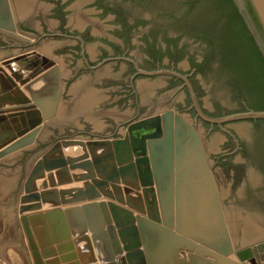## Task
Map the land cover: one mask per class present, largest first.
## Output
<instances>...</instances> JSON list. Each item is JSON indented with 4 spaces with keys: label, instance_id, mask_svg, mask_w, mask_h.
Returning a JSON list of instances; mask_svg holds the SVG:
<instances>
[{
    "label": "water",
    "instance_id": "95a60500",
    "mask_svg": "<svg viewBox=\"0 0 264 264\" xmlns=\"http://www.w3.org/2000/svg\"><path fill=\"white\" fill-rule=\"evenodd\" d=\"M232 3L264 59V0ZM15 31L9 2L0 0V32ZM1 63L12 77L0 82V159L39 139L62 94L55 67V83L30 94L32 102L23 92L34 77L48 80L53 59L18 55ZM139 72L182 79L196 116L211 124L264 120V110L255 109L210 117L186 76L168 69ZM3 103L15 106L3 109ZM71 146L81 153L61 152ZM45 174L52 187L36 190V179ZM22 191L20 221L33 264H165L184 252L204 256L201 264H258L252 247L234 246L200 131L173 109L131 121L122 137L55 141L28 170ZM43 204L50 208L40 210Z\"/></svg>",
    "mask_w": 264,
    "mask_h": 264
},
{
    "label": "rangeland",
    "instance_id": "374dc122",
    "mask_svg": "<svg viewBox=\"0 0 264 264\" xmlns=\"http://www.w3.org/2000/svg\"><path fill=\"white\" fill-rule=\"evenodd\" d=\"M10 1L16 25L26 32L18 31L15 37L0 32V57L8 58L7 55L11 57L15 53H29L33 49H39L40 53L46 52L54 58L60 69L58 62L62 65L65 76L62 79L63 88L64 81H67L61 94L62 106L59 113L46 126V138H39L30 147L0 159V184H4L5 176L8 179L7 201H0V213L7 215V223L1 225L0 248L17 245L22 249V263L33 264L20 221L19 196L23 193L22 185L28 170L51 144L64 138L86 140L122 137L126 125L131 121L165 109L182 113L203 131L197 116L189 112L185 82L179 84L168 74H157L150 78L133 76V70L123 62L125 54L121 55V52L126 50L139 57L140 51L153 59H162L163 53L156 46L159 43L162 47H167L169 63H176L183 69L194 66L200 68L193 81L198 98L205 108H210V102L213 101L217 103V111L221 108L233 110L240 106V102L233 93L234 80L230 75L215 72L214 69L218 64V43L214 36L219 27L216 25L218 22H215L218 21L215 9H208L210 0H82L86 16L97 17L101 22L98 24L101 28L100 35L92 37L91 34H95L96 30L90 25L86 27L84 32L87 43L83 48L88 52V60L95 63L103 58V62H107L104 66L107 72L104 75L100 70L91 72L84 69L82 59L74 56V51L78 49L77 42L65 40L64 36L57 34L64 33L60 30V24L65 23L61 9L76 0H67L62 5L57 3L59 9L54 11L50 8L53 0H38L36 11L33 12L32 9L30 12L28 9L30 13L27 12L22 18L18 17L17 12L33 7L35 0ZM69 18L77 22L80 20L75 10L70 11L68 21ZM191 20L196 23L194 26L197 29L185 27ZM223 21L225 17L221 15L219 24ZM22 24L24 25L21 26ZM95 39L103 43L97 47L100 51L98 56L95 55ZM108 46L113 48L114 54L109 52L111 50ZM173 46L178 50H173ZM184 57L188 58V64ZM161 69L172 70L168 66ZM141 83L151 85L147 100L142 98L139 90ZM190 86L192 87L191 84ZM69 101H72L71 105L65 107L64 103ZM85 108L88 109L85 111ZM228 126L233 130L231 134L239 136L245 145L242 158L236 153L230 138L221 132H211L209 135L203 133V144L236 247L250 246L254 252H258L264 246V154L255 157L257 152L251 151L253 146L247 141L257 139L264 146V123L235 122ZM235 136L233 138L237 142ZM248 151L254 153L249 155ZM220 152L227 155L218 160ZM49 175L57 182L54 173ZM49 175L36 179V190L52 187L48 181ZM42 182L46 185L41 186ZM255 256L257 259L261 258L256 254Z\"/></svg>",
    "mask_w": 264,
    "mask_h": 264
},
{
    "label": "flooded vegetation",
    "instance_id": "af4514ba",
    "mask_svg": "<svg viewBox=\"0 0 264 264\" xmlns=\"http://www.w3.org/2000/svg\"><path fill=\"white\" fill-rule=\"evenodd\" d=\"M66 1L67 0H53V3L54 4L52 3V5H51L50 8L53 9V11L54 10H58L59 8H57V5L56 4L59 3V5L60 4L62 5V4H65ZM82 5H83L82 0H76L74 3H70L68 5H65V7L63 9H61V11L64 13L62 20L65 21V23H63V24L61 23L60 24V30L63 31L64 33H57V34H59L61 36H64L66 38L65 40H72V41H76L77 42L78 49L76 51H74V56L75 57H80L82 59V61L85 64L83 66L84 69H86V70L89 69L91 72H95L97 70H100L101 74L104 75L103 73H106L107 72V70H105V68H104V66H105V64L107 62H103V58H101L99 61H97L95 63L92 60H88L86 58V55L88 54V52L86 51L85 48H83L84 45L87 43V36H86V33L84 32V31H86V27L88 25H90L91 27H94V29L96 30L95 31V34L93 32H92L93 34H91V36L93 35L92 37H94V36L100 35L99 30H101V28L98 27V24H101V22L98 20L97 17H94V16H86L87 11L85 13L83 12ZM37 7H38V0H35V4L33 5V7L27 8L25 10L22 9L20 12H17V15H18V17L22 18L23 16H25L26 14H28L27 13V12H29L28 9H30V12H31L32 9H33V12H35ZM74 10L77 12L78 20L80 19L81 21L79 20L77 22L75 20H72L71 18H69V21H68V17H69L70 11H74ZM88 14H90V13H88ZM195 22H197V21L195 20ZM195 22L191 20L187 25H185V27L188 28V27L191 26L192 28L197 29L198 27L194 26V25H196ZM15 23H16V20H15ZM23 25L24 24H22L21 26H23ZM16 26H17V30L18 31H20L22 33L23 32H26L25 30H23L20 27H18V25H16ZM38 34H39V36L41 35V33H38ZM136 35H138V30L136 32ZM39 36H36L37 39H39ZM119 41H121V40H119ZM95 42L97 43L96 45H94V47L96 48L95 55L98 56V53H100V51L98 50L97 47H99L100 44L103 45V43H102L101 40H96V39H95ZM60 43L63 45L62 42H60ZM156 46L158 48H160V50L163 53L162 59L161 58L160 59H153V58H151L149 56V54H147V53L146 54H142V53H140V51H138V54L140 55L139 57H136V55H134L133 53H129V51H126V50H124L123 52H121V55L125 54V56L122 57L123 58V62H125V64L127 63L128 65H130L131 69L133 70V76L134 75H137V76H141L142 75V76H145V78H150L152 76H157V75H152V76L145 75V74H142L141 72H139V70H141V71H152V70L161 69V68H163L165 66L166 67L168 66L172 70H174L176 72H180L183 75H186L187 76V80L192 85V89L194 90V93H195V96H196V100H197L198 105L200 106L201 110L206 115H208L210 117H215V118L216 117H222L224 115H228V114H231V113L245 111L247 109H255L254 107H255V102H256V99L257 98L255 96H253V95H250L249 96L242 89H240V87L237 86L236 84H235V88L233 90V93L236 95V97L238 96L237 100L240 102V106L239 107H237L236 109H233V110H229L228 108H221L220 111H217V103L211 101L210 102V108H205L203 106V104L201 103L200 99L198 98V92L195 89L194 81H193L194 76L199 72L200 68L194 66L193 68H188V69L185 68V69H183L181 66H177L176 63H169V61H170L169 60V55L166 53L167 47H162V45H160L159 43L156 44ZM107 48H109L111 50V51H109L110 53L114 54L113 48H111L110 46H108ZM172 49L173 50L174 49H177V47L173 46ZM217 50H218V55H217L218 56V64L215 65V68H214L215 69V72L224 73V74H226V75L229 76V73H228V70H227V65H225V62L223 61V59L220 58L219 48L218 47H217ZM32 51H35L36 53H40L39 49L38 50L33 49ZM109 52H108V54L110 55ZM43 53H45L46 56H48L49 58H51L46 52H42V53H40V55H42ZM106 54H107V51H106ZM107 57L108 56H106V58ZM184 58H185V63L188 64V62H189L188 61V58L187 57H184ZM184 58H183V60H184ZM51 59L55 60L54 58H51ZM96 59H98V58H96ZM173 60H175V59H173ZM143 61L145 63L149 64V65H145ZM181 61H182V59H181ZM171 62H173V61H171ZM68 74L70 76V72ZM60 75H61V84H62L61 87H62V92H63V90L66 87L67 81L66 82L64 81L65 87L63 88L62 79H65L64 78L65 76H64V69H63L62 65H61V69H60ZM162 77H164V75ZM172 79L175 80V82H179V84H182V83L184 84V81L181 80L180 78H177V77H174L173 76ZM150 86L151 85L148 84V83H141L139 85V90H140V92L142 94V98L143 99L146 98V100H147V93H149V91H150ZM72 88L74 90L75 89V86L73 85ZM184 88H185L184 90H186L185 98H186L187 103H188L189 112L192 113L193 115H196L195 110H194V107L192 105V100H191V97H190V94H189V91H188V87L185 86V84H184ZM70 91H71V88H70ZM95 98H97V96ZM94 100H96V99H94ZM71 103H72V101L71 102L70 101L69 102H65L64 105H65V107H68L69 105H71ZM88 103H90L89 100H88ZM91 103H93V102H91ZM84 105L86 106L87 104H84ZM61 106H62V104H61ZM87 109L88 108H85V111ZM255 110H258V109H255ZM197 120L202 125L203 131H201L197 127V125H196L197 123H194L193 122V124L196 125V128L200 131L201 136H202L203 133L208 134V135L211 132H214V133L215 132H219V133L221 132V133H223V135H225L226 137H229L230 140L233 142L234 149L236 150V153L238 154V156L240 158H242V152H245V150H246L244 148L245 145L241 141V138H239V136L237 137V136L231 134V132H233V130H232V128H230L228 126V124L229 123H235V122H246V123L248 122L249 124H257V123H261V122L264 123V120H259V119L252 120V119H249V120H246V121L245 120H240V121L226 122V123H222L219 126L216 123L211 124L210 122H207V121L201 119L199 116H197ZM233 136H235V138L237 137L236 138L237 142H235V139L233 138ZM202 137H204V135ZM247 142L253 146L251 148V151L257 152L255 154L256 155L255 157L258 158L260 155H262V153L264 154V146H262V144H260V142H258L257 139H252V140H249ZM251 151H248L250 153L249 155H251V153L252 154L254 153V152H251ZM226 155L227 154L225 152H220L217 155V159L219 160L220 157L223 158ZM208 161H209V159H208ZM209 164H210V162H209ZM210 167H211V171H212V166L210 165ZM212 175L214 177L213 171H212ZM214 181H215V184H216L215 177H214ZM216 187H217V185H216ZM217 192H218V189H217ZM218 196H219V199H220V202H221V206H222V209H223V212H224V216H225V219H226V215H225V211H224V206H223V203H222V200H221V197H220L219 192H218ZM242 211L243 212H246L245 210H242Z\"/></svg>",
    "mask_w": 264,
    "mask_h": 264
},
{
    "label": "trees",
    "instance_id": "16d2710c",
    "mask_svg": "<svg viewBox=\"0 0 264 264\" xmlns=\"http://www.w3.org/2000/svg\"><path fill=\"white\" fill-rule=\"evenodd\" d=\"M208 9H215L219 27L213 35L218 43L230 77L246 94L255 96V109L264 110V59L249 35L232 0H210ZM210 6L212 8H210ZM220 14V15H219ZM221 15L225 21L220 22ZM213 29V26L211 25Z\"/></svg>",
    "mask_w": 264,
    "mask_h": 264
},
{
    "label": "bare ground",
    "instance_id": "6f19581e",
    "mask_svg": "<svg viewBox=\"0 0 264 264\" xmlns=\"http://www.w3.org/2000/svg\"><path fill=\"white\" fill-rule=\"evenodd\" d=\"M8 2H9V6H10V9H11V11H12V7H11V1L10 0H8ZM12 15H13V18H14V21H15V17H14V12L12 11ZM15 26H16V23H15ZM16 32H18V30H17V26H16V31L15 32H13V33H9V32H6V34L8 35V36H12V35H14ZM18 55H32V56H34V57H39V56H43V55H40V53H36L35 51H32V52H30V53H26V52H24V53H15L14 55H12V57L13 56H18ZM44 56H46V55H44ZM46 57H48V56H46ZM49 58V57H48ZM4 59V57H1L0 58V71H1V77H0V82L1 83H4V80H5V78L4 77H6L7 75H10L11 77H12V74L10 73V74H7L6 73V71H5V69H7L6 68V66L4 65V64H2L1 63V61ZM51 59V58H50ZM54 65H51L50 67H48V70H49V72H50V74H51V70L55 67V69L58 71V73H59V81H60V88H61V90H62V87H61V75H60V69H59V67L56 65V61L54 60ZM8 70V69H7ZM9 71V70H8ZM10 72V71H9ZM49 74V77H48V80H42V79H40L39 81H35V79L36 78H39V76L38 77H34L33 79H31L29 82V84H30V86H28V90L25 88V90H24V92H26L27 93V95H28V98H30L29 97V95L30 94H34V93H40L42 90H47L49 87H51L52 86V84H53V82H54V79L52 78V74L50 75ZM33 80V81H32ZM32 81V82H31ZM42 82H46V84L43 86V87H41V88H39L38 90H36V88H37V86H38V84L40 85ZM16 83H17V87L18 86H20V84H19V82L16 80ZM55 83V82H54ZM36 86V88H34ZM17 87H11L10 88V90L11 91H14V90H17L18 88ZM22 87V86H21ZM33 87V88H32ZM23 88V87H22ZM11 91H9V94H11L10 92ZM31 92V93H30ZM7 93V92H6ZM2 93H0V96H3V94L1 95ZM35 96V95H34ZM30 100H31V98H30ZM31 102H32V100H31ZM9 106H15L14 104H9V103H5V105H4V103L2 104V106H1V108H6V107H9ZM60 107H61V97H60V100H59V102H58V107H57V113H59V109H60ZM7 112H5L4 111V114H6ZM54 119V118H53ZM52 120V119H51ZM51 120H49L47 123H44V125H43V127H44V129H42V134L40 135V139H44V137H45V135H47L46 134V126L48 125V123L49 122H51ZM46 138V137H45ZM61 152H63V153H66L67 155H77V154H80L81 153V149L79 148V147H74V146H71V147H67V148H64V149H62L61 150ZM13 154H15V153H12V154H10V155H13ZM7 157V156H6ZM10 181H11V179H10ZM9 181V182H10ZM8 185V181H6V186ZM76 185H78V186H81V182H78V183H72V184H66V185H62V186H56V188L57 189H60V188H69V187H71V186H76ZM99 200V199H98ZM100 200H105V201H107V199L106 198H103V199H100ZM78 204H81V203H78ZM50 208V205L49 204H43V206L41 207V209L40 210H44L45 208ZM81 245V244H80ZM82 246V245H81Z\"/></svg>",
    "mask_w": 264,
    "mask_h": 264
},
{
    "label": "crops",
    "instance_id": "0c3cea01",
    "mask_svg": "<svg viewBox=\"0 0 264 264\" xmlns=\"http://www.w3.org/2000/svg\"><path fill=\"white\" fill-rule=\"evenodd\" d=\"M12 36L15 37L17 35L15 34V35H12ZM42 55H46V54L43 53ZM7 57H9V56L7 55ZM58 64L61 66L60 62H58ZM5 71H6L7 74H9L7 69H5ZM44 85H45V82H42L40 85L38 84L37 88H36V86L34 88H36V90H38L39 88L43 87ZM18 87L22 89L21 86H18ZM24 94L28 97L26 92H24ZM3 179H4V184H0V189L2 187L1 192H0V201H2V202L5 201L6 202L7 201V199H6V192H7L6 181H8L7 176H5ZM1 197L3 199H1ZM100 199H103V197H101ZM124 207H126V206H124ZM6 223H7V215H6V213L5 214L4 213H2V214L0 213V230H1V225L6 224ZM229 231H230V229H229ZM230 235H231V232H230ZM231 238H232V235H231ZM234 246H235V248H237L235 243H234ZM255 254L257 256L261 257L260 259H257L258 260V264H264V246L258 252L256 251ZM201 260H204V256L196 255L193 258V257H189L187 255V253L184 252V253H179L177 255V257L174 258V260H172L169 263L166 262L165 264H201ZM0 264H23L22 263V249L19 246H17V245L10 246V248H5V247L0 248ZM160 264H162V262H160Z\"/></svg>",
    "mask_w": 264,
    "mask_h": 264
}]
</instances>
